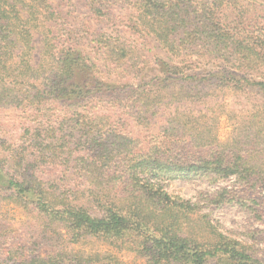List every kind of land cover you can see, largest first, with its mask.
<instances>
[{
    "label": "trees",
    "instance_id": "1",
    "mask_svg": "<svg viewBox=\"0 0 264 264\" xmlns=\"http://www.w3.org/2000/svg\"><path fill=\"white\" fill-rule=\"evenodd\" d=\"M230 177L216 201L264 224V0H0V203L37 229L4 225L0 264H123L87 239L144 264H264L164 186Z\"/></svg>",
    "mask_w": 264,
    "mask_h": 264
},
{
    "label": "rangeland",
    "instance_id": "2",
    "mask_svg": "<svg viewBox=\"0 0 264 264\" xmlns=\"http://www.w3.org/2000/svg\"><path fill=\"white\" fill-rule=\"evenodd\" d=\"M217 100L225 105L226 110L229 108L241 110L243 108L241 101L230 92L220 95ZM5 115L7 114H3V116ZM235 122L234 114L230 111L222 114L219 128V138L222 142L231 136ZM164 186L171 196L198 205L200 214L208 216V219L217 226L221 233L252 245L255 249L264 253V224L258 220L255 214L238 203L216 201L220 199L217 195L223 190H240L235 177L214 182L206 179L176 180L165 183ZM254 196L260 195L253 194L252 197ZM193 216L195 218L196 214H193ZM4 225L6 227L9 225L10 232L22 236V239L36 234L35 231H37L33 227L31 217L23 209L6 202L0 203V242L5 241L6 237L4 228H2ZM20 236L17 238L20 239ZM0 246V249L6 250V243L4 245L0 244ZM74 248L85 253L110 252L123 264H144V260L133 253L126 250L120 251L95 239H87L75 245ZM50 251V247H45L42 254H47Z\"/></svg>",
    "mask_w": 264,
    "mask_h": 264
}]
</instances>
